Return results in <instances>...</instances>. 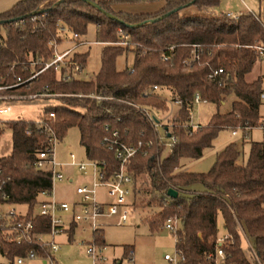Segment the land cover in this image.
Masks as SVG:
<instances>
[{"label": "trees", "instance_id": "trees-1", "mask_svg": "<svg viewBox=\"0 0 264 264\" xmlns=\"http://www.w3.org/2000/svg\"><path fill=\"white\" fill-rule=\"evenodd\" d=\"M88 1L19 0L0 13V85L23 82L41 70L53 56L51 44L62 43L63 29L80 37L92 23L96 26V42L103 45L100 68L93 79L71 77L63 81L50 67L6 90L24 95L46 90L60 96L21 100L43 102L39 117L5 121L12 146L8 154L0 156V195L5 193L11 202L27 204L31 213L37 194L51 187L49 172L34 167L36 153L48 145L49 138L47 132L38 129V119L59 140L68 128L76 126L86 156L104 162L108 173L118 168V160L103 139L116 130L127 144L143 143L127 168L134 183L140 175L147 174L149 189L133 188V195H139L134 198L133 207L158 208L142 219L151 233L158 232L168 218L179 219L174 248L181 255L180 264H213L207 254L213 251V241L219 233V217L233 238L232 244L224 246L230 255L228 263L251 264L242 250L238 232L241 226L254 240L264 264V141H250L244 163H238L240 151L235 143H229L216 154L207 172L180 167L182 159L201 158L219 131L240 130L244 137L257 126L264 80L258 76L247 81L246 75L263 57L256 47L264 48V22L249 11L235 17L226 13H184L189 7L201 12L217 6L220 0H166L161 8L149 13L114 9L120 2L137 0ZM125 35L126 45H121ZM194 44L198 45V57L189 62ZM130 51L134 52L132 64L118 70L117 57ZM88 56V51L75 52L72 60L84 69ZM219 69L222 72L214 74ZM154 85L169 88L181 103L171 121L175 140L163 158L168 142L160 139L159 131L137 110H168L167 98L153 92ZM196 92L203 102L216 104L217 111L208 123L188 133L184 124L191 120V99ZM76 94L103 99L73 96ZM231 94L235 100L230 111L220 113V104ZM246 127L250 129L245 130ZM2 132L0 129V135ZM6 177L8 180L2 184ZM197 185L202 189L195 188ZM169 188L176 189L178 195L169 196ZM33 221L35 231L48 230L46 218L36 216ZM97 240L104 243L102 234ZM127 247L133 249L126 246L125 252ZM33 249L37 255L46 253L34 244L0 243V253L8 264Z\"/></svg>", "mask_w": 264, "mask_h": 264}, {"label": "built area", "instance_id": "built-area-1", "mask_svg": "<svg viewBox=\"0 0 264 264\" xmlns=\"http://www.w3.org/2000/svg\"><path fill=\"white\" fill-rule=\"evenodd\" d=\"M227 15L231 17L236 16L232 13H227ZM78 38L79 36L77 34H71V40L78 41ZM127 39L128 35H125L120 44L126 45ZM51 46L53 56L43 63L41 70L35 72L23 82L8 86L0 85V129L3 130L6 121L5 115L11 111L12 100L54 99L60 96V94L57 93H48L46 90L29 95L7 93L6 90L29 81L37 74L50 67L56 72L57 78L63 81H67L71 79V77L77 78V73L83 70L81 64L72 60V56L75 53V43L65 48H60V44L57 42H53ZM197 46L196 44L193 45L191 56L188 58L189 62L198 57L196 52ZM256 48L264 57V48L259 46ZM220 72H222L221 69L215 71L214 74ZM164 90L170 91L169 88L159 85H154L152 87V91L156 93H160ZM73 96L89 97L99 100L103 99L101 96L94 95L76 94ZM260 101L264 103V90L260 94ZM172 102V105H176L178 108L180 107L181 103L179 99L173 97ZM202 102L200 94L198 92L194 93L191 99V106L200 105ZM137 110L146 118L154 130L159 131L160 139L168 142L167 147L170 148V143L175 140L170 130L172 124L168 125V127H164L163 124L159 122L160 120L155 110L146 107H137ZM50 115L53 116V113ZM184 125L188 133H190L192 130L199 127L200 124L191 123V121H189L188 124ZM37 127L47 132L49 138L48 145L36 153L34 167L37 170L49 172L51 187L37 194L36 203L31 213L27 204L11 202L9 201V196L5 193L0 195V243L5 241L16 244H34L36 248L44 249L46 252L43 255H37L36 249L30 250L25 256L15 257L14 264H22L24 259H37L42 264H59L55 258V253L59 251L61 242L56 241V237L63 235L67 242H72L74 241V236L80 233L83 238L78 243L86 247L85 251L90 259V264H109L110 259L104 252L106 244L105 242H99L97 238L101 236V234L103 237L104 227L106 226H121L126 224L130 211L134 209L132 200L134 182L127 166L135 154L143 148V143L140 141L137 144H127L120 139L116 130L109 136H105L103 143L107 145V148L113 152L118 160V168L112 173H108V169L105 167L104 162L99 163L93 159H89L87 162L78 161L75 159V155L70 153V165L76 167L77 170L82 173H86L87 170H90V176L86 181L80 182L75 186L73 193L76 199L69 202L57 199L54 190L56 182L68 180V177H66L62 169L66 163H61L55 159V145L59 139L51 129H44V124L40 119L37 120ZM254 128L261 130L264 141V119H259L257 126ZM160 129H162V133ZM249 129V127L245 128V130ZM238 132H240V130L232 131V134L236 135ZM247 136L244 137L246 138ZM152 144V141L148 142L149 146H152ZM147 153V150H145L143 155L146 156ZM156 159L159 160V155H156ZM5 180H8V177L2 179V184ZM70 181L73 182V178H71ZM99 189L103 190L104 197L102 198L98 194ZM19 206L24 207L20 209ZM36 216L47 219V231H35L33 218ZM163 228L173 234L175 242L179 228V219L177 217L168 218ZM238 232L241 239L242 250L247 260L251 264H262L257 255L256 245L252 237L241 226L238 227ZM87 233L90 234V238L84 237ZM232 242V235L227 231L223 234H218L213 241V251L207 254L208 259H210L213 264H229L227 260L230 255L225 252L224 246L232 244ZM124 255L132 261L133 249L129 248ZM164 259L171 264H180L181 255L175 249L173 254H165ZM112 263L118 264V261L116 262V260H113Z\"/></svg>", "mask_w": 264, "mask_h": 264}, {"label": "rangeland", "instance_id": "rangeland-1", "mask_svg": "<svg viewBox=\"0 0 264 264\" xmlns=\"http://www.w3.org/2000/svg\"><path fill=\"white\" fill-rule=\"evenodd\" d=\"M19 0H0V13L9 9L13 4ZM55 1V0H54ZM223 3L216 8L217 11L221 10L223 13H227L230 9L236 12H249L258 15L261 21L264 22V0H223ZM163 0H151L147 2H139V0L131 2L125 7L129 11L143 12L154 11L159 9ZM247 11V12H248ZM186 15L190 14H204L203 11L198 12L196 8L187 9L184 11ZM237 15V14H235ZM63 41H66L60 48L71 46L74 42L76 47L74 52H89L86 66L82 71L77 73L76 77L83 80L93 79L95 74L100 68L101 64V51L103 45L96 42V26L89 24L85 35L80 36L78 41L71 40V33L66 29L61 32ZM70 39V40H69ZM62 41V42H63ZM82 42V43H81ZM67 44V45H66ZM134 58V52L130 51L116 59V68L118 70L124 69L130 65ZM264 77V57L254 65L252 71L246 75L247 81H252L258 76ZM264 85V84H263ZM167 98L168 110L163 113H156L159 118V122L164 127H168L176 113V106H172L173 93L162 91ZM234 95L226 96L224 103L220 104L218 110L220 113L230 110ZM52 102H57L53 100ZM44 107L43 102L38 101L36 103H24L22 101H15L12 103L11 111L5 115V120L12 119H25L35 120L39 117ZM217 111V106L214 103L202 102L200 105H194L191 109V123H197L205 125L210 120V117ZM261 111H264V105L261 106ZM162 129H160V132ZM162 133V132H161ZM250 141H262V136L259 129L254 128L250 133V138L243 137L241 132L236 135L232 134L230 129H223L218 132L216 138L212 141L210 147H207L203 151V155L199 159H182L180 167L184 170L203 173L207 172L213 165L216 154L220 152L227 144L235 143L236 148L240 151V157L238 163H242L246 160L249 150ZM12 139L10 129L4 125L3 132L0 135V156L8 154L11 150ZM73 153L75 159L78 161L87 162L88 158L85 154L84 147L79 142V130L76 126L68 128L66 135L62 140H59L55 145V159L61 163H66L62 168L66 177L71 176L73 182L68 183L66 180L56 182L54 185L55 196L59 200L71 201L76 199L73 191L77 184L86 181L90 176V170L86 173L79 172L76 167L70 165L71 158L69 154ZM169 148L166 147L161 155V158L168 155ZM74 159V160H75ZM135 191L149 189V177L147 174L140 175L134 183ZM99 196L104 197L102 189L98 190ZM138 193L134 192V198ZM20 209L24 206H19ZM24 209V208H23ZM158 208H136L132 209L129 214V218L126 224L121 226L110 225L104 227L103 237L106 244L104 250L106 256L110 259L109 264H113L112 261L121 260L120 264H171L164 259L165 254H173L174 249V236L173 234L161 228L158 232L151 233L148 226L142 222V219L154 214ZM218 234L225 232L222 226V220L218 218ZM86 238H90V234L84 235ZM83 238L79 234L74 236V241L67 242L65 236L59 235L56 237V241L61 242L60 249L55 253V258L59 264H90V259L86 254V247L78 242ZM133 247V260H129L125 254V247ZM129 250L127 247L126 251ZM9 261L0 253V264H8ZM22 264H42L39 260L24 259ZM117 264V263H116Z\"/></svg>", "mask_w": 264, "mask_h": 264}, {"label": "crops", "instance_id": "crops-1", "mask_svg": "<svg viewBox=\"0 0 264 264\" xmlns=\"http://www.w3.org/2000/svg\"><path fill=\"white\" fill-rule=\"evenodd\" d=\"M147 1H151V0H139V2H147ZM165 1L166 0H163V3H162V5L159 7V8H161L163 5H164V3H165ZM223 0H220L219 1V4L217 5V6H214V7H210V8H207V9H205V10H203V12L206 14V15H216V14H218V13H223L221 10H224V9H219L220 11H217L216 10V8H218V6L219 5H221L223 2H222ZM131 2H134V1H123V2H120V3H118V4H116V5H114V9H116V10H122V11H125V12H130L129 11V9H127L126 7H125V5H127V4H129V3H131ZM220 7V6H219ZM191 8H193V7H189V8H187V9H191ZM156 10H158V9H156ZM156 10H154V11H156ZM154 11H143V12H133V11H131V13H149V12H154ZM248 11V10H247ZM246 11V12H247ZM198 12H200V11H198ZM227 13H232V14H238V12H236L235 10L234 11H232L231 9L227 12ZM226 13V14H227ZM240 13V12H239ZM70 33V32H69ZM71 39V38H70ZM69 39V40H70ZM69 44L70 43H72V45L74 44V42H70V41H67ZM66 43V41H63L61 44H60V47L62 46V45H64ZM100 44H102V43H100ZM67 45V44H66ZM71 45V46H72ZM67 47H69V46H67ZM63 48H65V47H63ZM132 64V63H131ZM130 64V65H131ZM130 65H128V66H126V67H129ZM95 77V76H94ZM261 78L264 80V77H263V75H261ZM263 88H264V85H263ZM164 91H166V90H164ZM162 92V91H161ZM161 92H160V94H161ZM167 92H169V91H167ZM163 95V94H162ZM230 96V95H229ZM235 100V96H234V99L232 100V101H234ZM224 103V101L222 102V104ZM262 105H264V103L263 102H261V105H260V108H259V116H260V119L262 120V119H264V111H261V106ZM173 106V105H172ZM174 106H176V105H174ZM230 109H231V107H230ZM178 110V107L176 106V111ZM230 111V110H229ZM165 112V111H164ZM226 112H228V111H226ZM156 113H163V111H156ZM223 113H225V112H223ZM254 129V128H253ZM253 129H251L250 130V132H249V134H248V136H247V138L249 137L250 138V133H251V131L253 130ZM256 129H258V128H256ZM259 131H260V133H261V136H262V132H261V130L259 129ZM262 141H263V137H262ZM247 159V158H246ZM246 161V160H245ZM244 161V162H245ZM244 162H242V163H244ZM71 176H69L68 177V180H66L68 183H71ZM195 188H197V189H202V186H200V185H197V186H195ZM104 238V237H103ZM105 242V241H104ZM121 263V260H118V264H120Z\"/></svg>", "mask_w": 264, "mask_h": 264}, {"label": "water", "instance_id": "water-1", "mask_svg": "<svg viewBox=\"0 0 264 264\" xmlns=\"http://www.w3.org/2000/svg\"><path fill=\"white\" fill-rule=\"evenodd\" d=\"M88 1V0H87ZM88 2H90V1H88ZM167 194L169 195V196H171V197H176L177 195H178V191L176 190V189H174V188H169L168 190H167Z\"/></svg>", "mask_w": 264, "mask_h": 264}]
</instances>
